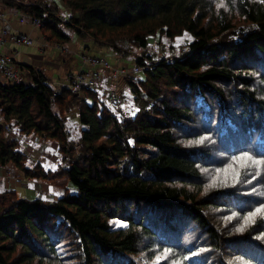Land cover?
I'll return each mask as SVG.
<instances>
[{"label": "trees", "instance_id": "16d2710c", "mask_svg": "<svg viewBox=\"0 0 264 264\" xmlns=\"http://www.w3.org/2000/svg\"><path fill=\"white\" fill-rule=\"evenodd\" d=\"M2 2L39 20L54 47L69 44L64 29L117 54L119 45L146 54L157 36L186 32L193 42L171 61L135 60L140 76L128 83L140 111L131 119L112 115L96 92L54 96L30 67L29 86L0 81V167L52 177L40 165L25 167L4 135L3 126H13L58 143L61 174L74 189L54 202L0 192V264H140L134 257L150 249H170L181 264H264V219L238 231L264 204V170L233 159L243 152L264 159V3L60 0L62 18L55 2ZM240 24L249 28L236 31ZM73 110L85 127L76 146L65 130ZM115 220L125 226L114 228Z\"/></svg>", "mask_w": 264, "mask_h": 264}, {"label": "rangeland", "instance_id": "374dc122", "mask_svg": "<svg viewBox=\"0 0 264 264\" xmlns=\"http://www.w3.org/2000/svg\"><path fill=\"white\" fill-rule=\"evenodd\" d=\"M31 3L36 0H29ZM46 2V1H45ZM57 3L59 7L61 17L68 16V10L60 2V0H47L46 3ZM0 11L2 13L6 12L7 9H4L3 4H0ZM23 16L21 13L16 19L19 21V18ZM29 20V19H28ZM36 27V26H35ZM38 28V27H37ZM249 28L246 24H240L236 31H245ZM39 29V28H38ZM64 31L71 36V40L67 45V49L74 53L75 58H78L79 68L73 72V74L67 79V87L73 76L80 72V70L85 69L82 64V56H99L106 59L110 65L111 70H99L100 75V86L96 91L97 95L103 98L104 93L110 89H118V92L121 95L119 110L115 112V115L122 120L124 118L131 119L134 118L137 113H139L140 108L135 100V95L132 93L131 87L129 86V80L135 75L140 76V70L134 67L135 60L137 58L146 57L145 55H150L151 59L154 61H159L165 59L171 61L175 57H181L184 53L188 51V45L193 42V37L184 32L180 36H175L173 39H169L165 36L154 37L149 39V43L144 49L131 48L130 46L119 45L122 51L115 53L110 49L99 48L93 46L90 40L81 39L76 35H71L68 30ZM10 43L15 44L9 40ZM34 44L32 40L31 45H20L15 44L16 46H32ZM91 47H93L91 49ZM59 48V47H57ZM107 51L106 54L99 51ZM65 50V49H62ZM69 51L64 53L68 55V59L73 58L74 56H69ZM63 53V52H62ZM108 54V55H107ZM3 55H13V52H9ZM106 55V56H105ZM18 59V57H16ZM62 59V58H61ZM59 60V62L61 61ZM66 59V58H65ZM152 60V61H153ZM258 62V61H257ZM71 66L70 64H68ZM122 70L125 73H130L129 76L123 78L120 77V72ZM135 70H138L135 72ZM260 74L263 76L264 70L259 69ZM118 72L115 78L119 80H114V73ZM133 74V75H132ZM132 75V77H131ZM112 76V77H111ZM25 80L29 81V75L26 76ZM0 81L7 83L4 79L0 78ZM67 89V88H66ZM54 93L57 92V89L53 90ZM60 92V91H59ZM81 93V92H79ZM96 95V94H95ZM104 101V100H103ZM3 126L4 135L7 141H15L17 143L18 151L21 153L22 157L26 159L25 167L29 169H35L36 165H40L45 172L52 173V177L48 181L38 180L32 177H27L25 173L19 171L18 169H13L12 167L1 168L0 167V192L9 191V193H16L17 199H26V200H36L41 199L45 202H54L58 198L62 197L67 191L72 194L74 189L71 188L65 181V177L61 174L64 167L63 159L59 151L58 143L54 140H46L42 137L36 136L34 134L21 135L13 126L6 125ZM85 127L82 126L78 118V110H73L66 115L65 121V130L68 133V142L70 145H78L80 142L81 131ZM211 170L206 175V184L208 187H212L215 177L217 175L216 171ZM211 189V188H210ZM208 189V190H210ZM229 222H232L234 216L228 215ZM119 222V223H117ZM244 223V222H241ZM125 223L120 220H115L113 222L114 228L124 227ZM59 250L60 253L66 248ZM142 254L134 257L135 262H140V264H152L156 255H161L164 252L157 251L156 249L144 250ZM66 253H62L65 255ZM162 264H177L173 256H170L167 259H162Z\"/></svg>", "mask_w": 264, "mask_h": 264}, {"label": "crops", "instance_id": "0c3cea01", "mask_svg": "<svg viewBox=\"0 0 264 264\" xmlns=\"http://www.w3.org/2000/svg\"><path fill=\"white\" fill-rule=\"evenodd\" d=\"M47 2V0H45ZM3 4L4 12L3 19L0 20V54H6L9 52L16 53L18 57L17 62L24 68H32L34 70L41 71L42 74L48 79L49 86L54 90L61 91L67 88V79L74 71L79 68L78 58L74 56L66 47H54L48 45L43 39L40 30L33 26L29 18H24V21L20 23L16 17L20 12L10 8L0 0ZM49 4V3H48ZM29 19V20H28ZM8 26L11 32L20 33L29 36L34 44L32 46H16L9 42L8 37L1 35V31ZM68 45V44H67ZM93 47H91L92 49ZM69 51V56H74L68 59V55H65V50ZM100 52L106 54L107 51ZM63 52V53H62ZM108 55V54H107ZM106 56V55H105ZM62 58V59H61ZM66 58V59H65ZM61 61L59 62V60ZM70 64L71 66H69Z\"/></svg>", "mask_w": 264, "mask_h": 264}, {"label": "built area", "instance_id": "2783aa9c", "mask_svg": "<svg viewBox=\"0 0 264 264\" xmlns=\"http://www.w3.org/2000/svg\"><path fill=\"white\" fill-rule=\"evenodd\" d=\"M2 5V3L0 2ZM4 13L0 11V20L3 19ZM24 16L19 18V22L22 23L24 21ZM30 19V18H29ZM33 26L39 28L40 21L35 19H30ZM1 35L8 37V40L15 44H22V45H31L32 39L20 33L11 32L8 26H6L2 31ZM0 43H2L0 41ZM82 64L86 67L83 70H80L75 76H73L68 84L67 89L70 93L76 94L82 92L83 90L96 92L100 86V75L99 70H111L110 63L104 59L103 57L99 56H89L83 55L82 56ZM138 70H135V72ZM120 72V77H127L130 73H125L122 70H118ZM118 72L114 73V80H119V78H115ZM28 71L26 68L22 67L20 63L16 60V53L13 55H3L0 54V78L4 79L10 85L21 84L25 86H29V81L25 80L26 76L28 75ZM133 75V74H132ZM131 75V77H132ZM135 77V76H133ZM59 91L54 93V96L58 95ZM103 100L110 110L112 115H115V112L119 110L121 95L118 92V89H110L106 91L103 95ZM5 127H7L5 125Z\"/></svg>", "mask_w": 264, "mask_h": 264}, {"label": "snow or ice", "instance_id": "6c2138e0", "mask_svg": "<svg viewBox=\"0 0 264 264\" xmlns=\"http://www.w3.org/2000/svg\"><path fill=\"white\" fill-rule=\"evenodd\" d=\"M264 3V0H261ZM218 7H224L223 0L217 5ZM234 160L240 161L241 168H247L250 165H254L257 168L258 173L264 170V159H255L250 153L243 152L239 157H233ZM233 180L238 182V178L240 172L236 169H232ZM264 219V204H261L260 207L256 208L254 211H250L245 219V224L241 226L238 231H243L244 227L253 224L256 222V219ZM119 223V222H117ZM264 238V237H262ZM171 250L165 249L164 253L161 255H156L155 259L153 260L152 264H160L162 259H167L170 255ZM177 264H181V262H177Z\"/></svg>", "mask_w": 264, "mask_h": 264}]
</instances>
